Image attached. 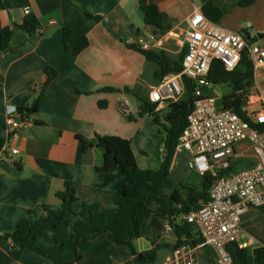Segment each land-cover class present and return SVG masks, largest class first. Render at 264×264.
<instances>
[{
    "label": "crops",
    "instance_id": "crops-1",
    "mask_svg": "<svg viewBox=\"0 0 264 264\" xmlns=\"http://www.w3.org/2000/svg\"><path fill=\"white\" fill-rule=\"evenodd\" d=\"M208 1L149 0L163 16L161 30L145 24L139 0H1L2 27L20 26L26 16L34 15L41 33L31 37L20 33L13 50L0 52V146L8 137L7 111L31 106L43 91L44 97L38 111L25 117L23 127L9 141L19 153L8 163L0 162V264H163L174 252L178 237L174 231L166 232L168 220L161 215L159 203L150 199L153 213L146 233L132 240V246L114 243L108 234L81 241L77 252L62 250L59 242L69 239L85 220L83 205H98L105 212L118 210V192L128 179L118 169L99 171L104 158L95 146L97 136L130 140L142 170H158L167 154L158 124L150 115L140 116L133 95L136 102L131 104L130 116L134 120L129 121L120 109L124 93L101 91L129 88L148 99L160 81L158 65L131 49L126 39L153 38V51L177 60L181 52L168 33L185 27L187 18ZM212 1L224 13L221 25L247 34L252 43L264 44V0H255L249 7H239L240 0ZM249 23L252 28L247 30ZM65 29L71 32V47L82 38L88 40V47L79 54L67 52ZM46 67L58 76L44 90ZM77 136L94 146L82 151ZM191 159L186 150L175 156L170 175L179 171V179L162 196L171 207L176 206L170 200L174 192L184 201L188 193L201 189V176L192 170ZM66 183L72 184L79 199L69 224L11 247L9 234L22 220L32 229L61 214L62 202L56 195L66 190ZM145 195L152 192L147 190ZM176 222L180 224L179 218ZM241 224L256 240L249 247L250 264H264L256 255L264 247V210L249 208ZM199 239L194 229L191 238L181 241L194 250L199 264H216L211 248L193 243Z\"/></svg>",
    "mask_w": 264,
    "mask_h": 264
},
{
    "label": "built area",
    "instance_id": "built-area-1",
    "mask_svg": "<svg viewBox=\"0 0 264 264\" xmlns=\"http://www.w3.org/2000/svg\"><path fill=\"white\" fill-rule=\"evenodd\" d=\"M251 28L249 23L245 29ZM168 36L180 52L185 51L182 71L164 76L150 90L149 100L157 104V111H166L172 101L184 95V77L196 84L197 99L180 136L176 155L183 150L191 152L192 170L199 176L211 174L217 178L210 190V200L181 214L179 220L193 225L202 246L213 250L216 264H235L229 247L237 244L240 248H249L256 241L243 229L242 216L249 208L264 210V85L256 80L254 88L245 91L244 110L250 118L248 122L219 104L220 86L212 84L208 78L215 61H220L227 71H234L247 58L252 73L259 79V75H264V44L252 43L247 34L210 20L201 9L187 18L185 27L170 31ZM152 39L130 36L126 43L149 51L154 49ZM205 91L211 94L205 95ZM130 107V100L124 97L120 106L122 113L129 116ZM23 125L19 110L9 109L6 113L8 137L0 146V162L8 163L19 153L9 141ZM244 161L251 164H241L236 172L218 177L217 172ZM166 232H173L169 223ZM163 264L199 263L194 250L182 243Z\"/></svg>",
    "mask_w": 264,
    "mask_h": 264
},
{
    "label": "trees",
    "instance_id": "trees-1",
    "mask_svg": "<svg viewBox=\"0 0 264 264\" xmlns=\"http://www.w3.org/2000/svg\"><path fill=\"white\" fill-rule=\"evenodd\" d=\"M255 0H240L239 7H249ZM1 6V0H0ZM139 6L144 16L146 25L163 29V16L158 7L150 3L149 0H139ZM203 13L212 21L220 23L224 17L223 11L211 0L202 7ZM39 31V21L34 15L26 16L24 22L20 26L14 28L2 27L0 23V52L6 53L14 49V43L18 34L25 33L28 37L34 36ZM71 32L68 29L64 31V47L67 52L79 54L84 51L89 42L86 38H82L74 46H70ZM131 49L142 53L147 61L158 65L160 71L157 78L161 80L169 74H177L182 71V60L185 51H182L177 60L171 59L165 52L153 50H143L137 46H129ZM252 72V66L247 58H244L240 66L234 71H227L220 61H215L209 74V81L214 85L227 83L239 72ZM47 82L45 88L58 76V72L46 67ZM183 85L185 88L184 95L177 101H172L167 110L164 112L157 111V104L152 103L149 98L143 99L133 94L131 89L123 90L115 88H104L102 92L109 93H129L133 95L140 108V116L150 115L158 124L160 131L165 136L166 157L158 170H142L136 161L132 144L130 140L117 136H97L95 146L101 150L104 158V164L99 171L108 172L112 169H118L128 179L118 192L116 212L101 211L98 205H83L86 213L85 220L79 224L69 239L59 242L62 250H72L77 252L78 245L81 241L87 240L100 235L108 234L114 243H124L132 246V240L142 237L146 233L148 220L153 211L149 207L147 200H154L159 203L161 215L168 220L172 226L175 235L178 237V244H182L183 237L191 238L194 227L188 223H177L176 219L181 214L190 212L198 206L200 201L208 202L210 200V190L213 187L216 177L211 174L201 176V189L188 193L186 200L182 201L177 198L174 192L170 200L174 202L175 207L169 205L168 200L163 198L165 190L172 187L170 174L173 162L176 156V148L179 144L180 136L187 126L188 115L192 112L195 100L194 95L196 84L190 79L184 77ZM243 93L232 92L220 98L219 104L224 108L235 111L244 120L250 122L247 112L244 110L246 101ZM44 97V91L35 99L31 106H23L19 108L22 119L35 113L39 109V105ZM105 107V104H100ZM129 121H133L132 116H127ZM81 144V150L86 151L94 146L93 143L86 141L83 137L77 136ZM242 165L247 166L251 162H236L227 170L217 172L218 177L228 176L236 172ZM152 192L151 196H146L145 192ZM62 202V212L55 218H48L45 223L38 224L32 229L28 228V221L22 220L18 223L15 231L9 234V238L14 245H20L28 239H37L47 229H57L63 224H69L70 218L75 214V206L79 199L72 188L71 183H66V190L56 195ZM194 244H203L201 238L194 240ZM209 250L207 246H204ZM229 251L233 257L235 264H250V249L240 248L237 244H232ZM257 260L264 262V247H259L256 251Z\"/></svg>",
    "mask_w": 264,
    "mask_h": 264
},
{
    "label": "rangeland",
    "instance_id": "rangeland-1",
    "mask_svg": "<svg viewBox=\"0 0 264 264\" xmlns=\"http://www.w3.org/2000/svg\"><path fill=\"white\" fill-rule=\"evenodd\" d=\"M256 80L261 85H264V75H262L261 78L257 79L253 73H249L247 71H242V72L236 73L230 79V81H228L227 83H223V84L220 85L218 96L219 97H222V96L228 95V94H230L232 92L240 93V92H243V91L252 90V88H254V86L256 84ZM203 93L205 95H209V94H211V91H208V92L205 91ZM161 134L164 136V133H163L162 130H161ZM164 138H165V136H164ZM189 159L190 158L188 157V160ZM179 174H180V172L178 171L176 173H173V175H170V179H171V181L173 183H177L178 182ZM181 189L182 188H179L180 192H182ZM252 257L253 258L254 257L256 258V255L254 254Z\"/></svg>",
    "mask_w": 264,
    "mask_h": 264
},
{
    "label": "water",
    "instance_id": "water-1",
    "mask_svg": "<svg viewBox=\"0 0 264 264\" xmlns=\"http://www.w3.org/2000/svg\"><path fill=\"white\" fill-rule=\"evenodd\" d=\"M216 89L218 90V88H216ZM124 95L126 98H128L130 100L131 104H133V105L135 104L136 100L132 95H130L129 93H124Z\"/></svg>",
    "mask_w": 264,
    "mask_h": 264
}]
</instances>
